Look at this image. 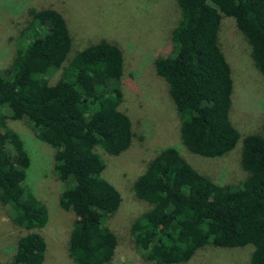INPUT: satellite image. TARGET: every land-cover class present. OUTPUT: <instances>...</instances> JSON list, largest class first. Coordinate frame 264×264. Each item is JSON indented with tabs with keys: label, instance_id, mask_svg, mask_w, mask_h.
<instances>
[{
	"label": "trees",
	"instance_id": "obj_1",
	"mask_svg": "<svg viewBox=\"0 0 264 264\" xmlns=\"http://www.w3.org/2000/svg\"><path fill=\"white\" fill-rule=\"evenodd\" d=\"M175 2L180 19L170 34L173 54L155 58L153 71L178 115L179 144L202 158H218L239 139L228 118L232 84L218 45L219 21L233 20L264 76V0ZM26 15L21 45L0 72V204L26 232L4 264H42L39 231L47 222L45 206L22 185L30 159L7 119H25L33 136L53 151L58 207L73 215L68 257L75 264H108L116 238L105 223L120 196L101 177L104 165L94 150L117 156L132 138L130 121L118 110L121 52L99 40L68 59L71 39L63 17L50 8H29ZM53 70L61 73L50 84ZM239 166L241 182L219 185L193 170L176 148H160L131 186L133 196L148 205L130 226L143 258L177 264L206 245H251L248 264H264V120L258 134L241 139Z\"/></svg>",
	"mask_w": 264,
	"mask_h": 264
},
{
	"label": "rangeland",
	"instance_id": "obj_2",
	"mask_svg": "<svg viewBox=\"0 0 264 264\" xmlns=\"http://www.w3.org/2000/svg\"><path fill=\"white\" fill-rule=\"evenodd\" d=\"M29 8H50L63 17L71 39L68 59L76 50L99 40L114 44L121 52L118 110L129 119L132 138L129 147L117 156L107 155L99 148L94 150L104 165L101 177L120 196L118 209L105 223L116 238L115 257L108 264H154L143 258L132 241L130 226L148 209L133 196V181L160 148L170 146L210 181L219 185L241 182L245 178L239 166L241 139L258 134L264 120V76L254 68L249 46L233 20L221 17L217 39L232 84L228 118L239 139L228 153L213 159L202 158L179 144L178 115L166 84L153 71L155 58L173 54L170 34L180 19L175 0H0V72L12 63L14 52L21 45V30L28 21ZM60 73L49 72L48 82L54 83ZM6 125L19 136L30 159L22 185L47 211L46 225L39 231L45 243L42 264H75L67 255L73 215L58 207L60 186L53 172V151L33 136L25 119H7ZM25 233L11 222L8 209L0 204V264L11 258L17 239ZM251 251V245H206L187 262L177 264H248Z\"/></svg>",
	"mask_w": 264,
	"mask_h": 264
}]
</instances>
